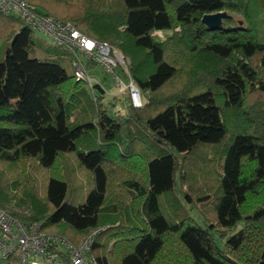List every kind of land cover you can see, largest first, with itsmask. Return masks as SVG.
Returning a JSON list of instances; mask_svg holds the SVG:
<instances>
[{
    "label": "trees",
    "instance_id": "obj_1",
    "mask_svg": "<svg viewBox=\"0 0 264 264\" xmlns=\"http://www.w3.org/2000/svg\"><path fill=\"white\" fill-rule=\"evenodd\" d=\"M24 1L118 50L142 103L111 113L73 49L0 13V208L96 231L97 264H264V0Z\"/></svg>",
    "mask_w": 264,
    "mask_h": 264
},
{
    "label": "built area",
    "instance_id": "obj_2",
    "mask_svg": "<svg viewBox=\"0 0 264 264\" xmlns=\"http://www.w3.org/2000/svg\"><path fill=\"white\" fill-rule=\"evenodd\" d=\"M0 13L20 17L51 43L73 49L76 53L72 62L73 75L76 80H84L89 87L95 82L94 77L84 71V57L101 64L113 74L117 66L127 72L126 60L107 43L82 35L70 23L63 24L39 13L24 0H0ZM115 79L121 83L122 90L127 88L132 104L140 106V94L132 80L125 85L117 75ZM95 233L90 232L80 246L74 247L64 238L41 231L40 222L22 223L0 209V261H13L14 264H97L91 254Z\"/></svg>",
    "mask_w": 264,
    "mask_h": 264
},
{
    "label": "rangeland",
    "instance_id": "obj_3",
    "mask_svg": "<svg viewBox=\"0 0 264 264\" xmlns=\"http://www.w3.org/2000/svg\"><path fill=\"white\" fill-rule=\"evenodd\" d=\"M232 19L234 21V23H233L234 25L241 23V19L239 16L232 15ZM34 34L36 37L49 42L48 39L41 32L34 31ZM167 34H169V33L166 31L165 32H162V31L154 32V35L158 38H163ZM113 50L118 52L123 57V55L118 50H116V49H113ZM124 59L127 62L126 65H128V63H129L128 59H126V58H124ZM82 62H83V64H85V62H86L85 57L83 58ZM64 67L66 68L67 72L69 74H71V72H72L71 66L65 64ZM87 74L90 76H93L94 82L98 83L101 86V88L103 89V102L108 107L109 111L111 113L116 112L118 114H123L125 112V106L127 105V101H128V99H127L128 90H127V88L122 90L121 83L116 82L115 74H113L109 71H106V69L101 64H98L94 68L87 70ZM117 77H119V76L117 75ZM123 82L126 85L127 82H125V81H123ZM141 102H142V99H141ZM11 194H12V196H11L10 201H9V203L11 205V209L17 213H20V214H22V213L28 214V212L25 209L17 208L14 206V204L16 202V199L14 198V195L16 194V190H12ZM0 209L5 211L2 208H0ZM5 212H7V211H5ZM189 213L192 216V218H194V220L199 225H202L201 218L199 217V215L197 213H195L194 211H189ZM30 222H37V221H28L27 223H30ZM41 231H42V228H41ZM48 234H50V233H48ZM50 235H54V234H50ZM54 236H57V235H54ZM83 239L81 240L80 244L82 243ZM215 239H216V242H218V239L216 237H215ZM80 244L78 246H80ZM78 246H74V247H78Z\"/></svg>",
    "mask_w": 264,
    "mask_h": 264
},
{
    "label": "water",
    "instance_id": "obj_4",
    "mask_svg": "<svg viewBox=\"0 0 264 264\" xmlns=\"http://www.w3.org/2000/svg\"><path fill=\"white\" fill-rule=\"evenodd\" d=\"M230 17L226 12H215L211 14H205L201 18V22L210 29L218 27L223 19Z\"/></svg>",
    "mask_w": 264,
    "mask_h": 264
}]
</instances>
